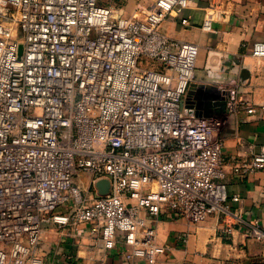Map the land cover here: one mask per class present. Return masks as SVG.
Wrapping results in <instances>:
<instances>
[{
  "label": "built area",
  "instance_id": "obj_1",
  "mask_svg": "<svg viewBox=\"0 0 264 264\" xmlns=\"http://www.w3.org/2000/svg\"><path fill=\"white\" fill-rule=\"evenodd\" d=\"M192 1L157 0L131 20L100 0H0V264H51L37 255L48 225H91L130 264H156L162 212L192 224L229 213L219 121L184 107L200 47L162 31ZM232 170L264 171V146Z\"/></svg>",
  "mask_w": 264,
  "mask_h": 264
},
{
  "label": "crops",
  "instance_id": "obj_2",
  "mask_svg": "<svg viewBox=\"0 0 264 264\" xmlns=\"http://www.w3.org/2000/svg\"><path fill=\"white\" fill-rule=\"evenodd\" d=\"M156 1L100 3H115L123 17L142 20ZM211 6L217 14L212 29L204 31ZM182 18L190 20L188 27L181 25ZM162 31L174 40L200 47L184 107L219 121L218 131L225 141L229 213L192 224L176 213L162 212L154 224L165 252L156 264H264V237L257 238L264 233V171L240 177L232 170L234 160L244 161L264 146V56L253 53L254 43L264 42V0H193L182 12L174 11ZM231 90L237 91L236 99L243 106L237 115L229 111ZM211 94H222L225 100H212ZM246 106L257 112L249 114ZM227 227L232 228L230 234L225 232ZM184 234L189 235L186 242L181 239ZM126 253L122 242L106 249L101 231L91 225L73 230L48 225L37 255L51 264H130Z\"/></svg>",
  "mask_w": 264,
  "mask_h": 264
},
{
  "label": "water",
  "instance_id": "obj_3",
  "mask_svg": "<svg viewBox=\"0 0 264 264\" xmlns=\"http://www.w3.org/2000/svg\"><path fill=\"white\" fill-rule=\"evenodd\" d=\"M202 93L200 92L199 93V96L201 95ZM208 97H210L212 100H215V99H218V100H225L224 99V96L221 94L220 96L219 95H210V96H208ZM197 99H199V98H197ZM97 188H98V190H99V194L100 195H107V194H109V192H110V184H109V182L107 181V180H102V181H100L99 183H98V185H97Z\"/></svg>",
  "mask_w": 264,
  "mask_h": 264
},
{
  "label": "rangeland",
  "instance_id": "obj_4",
  "mask_svg": "<svg viewBox=\"0 0 264 264\" xmlns=\"http://www.w3.org/2000/svg\"><path fill=\"white\" fill-rule=\"evenodd\" d=\"M82 178H83V185H84V186H87L86 176L83 175Z\"/></svg>",
  "mask_w": 264,
  "mask_h": 264
}]
</instances>
